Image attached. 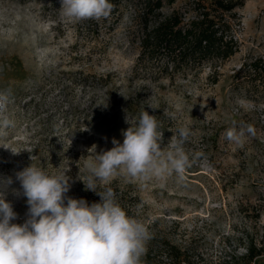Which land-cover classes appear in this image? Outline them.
Segmentation results:
<instances>
[{
  "label": "rangeland",
  "instance_id": "1",
  "mask_svg": "<svg viewBox=\"0 0 264 264\" xmlns=\"http://www.w3.org/2000/svg\"><path fill=\"white\" fill-rule=\"evenodd\" d=\"M137 1L121 0L106 19L70 22L60 15L61 0H0V90H11L4 115L13 122L0 137V194L18 214L13 223L27 218V198L12 189H20L16 173L30 156L49 173L70 169L68 196L99 202L80 180L93 145L100 152L113 139L122 144L123 132L146 110L160 122L164 150L187 126L185 150L204 155L183 179L113 177L119 204L158 239L197 240L190 254L198 264H250L246 244L262 249L253 260L264 264V83L235 76L247 59L264 55V0H244L236 9L239 49L231 58L171 76L162 72L163 58L140 59ZM197 5L175 0L162 11L179 10L186 21ZM249 124L256 134L246 135L242 147L225 138L229 128ZM159 258L170 262L165 251Z\"/></svg>",
  "mask_w": 264,
  "mask_h": 264
},
{
  "label": "clouds",
  "instance_id": "2",
  "mask_svg": "<svg viewBox=\"0 0 264 264\" xmlns=\"http://www.w3.org/2000/svg\"><path fill=\"white\" fill-rule=\"evenodd\" d=\"M113 7L109 0H61L59 12L70 22H80L106 19ZM11 96L10 89L0 90V137L13 124L4 115ZM159 129L156 116L141 110L136 125L123 132L122 144L113 139L114 146L100 152L93 145V155L85 163L86 175L80 179L86 191L100 197L91 204L67 195L72 180L69 168L59 166L49 173L30 156L32 163L16 173L20 189H12L13 195L27 198V218L22 224L13 223L18 214L0 194V264H142L151 239L149 229L119 204L109 186L111 180L118 175L129 182L164 180L172 174L183 179L186 170L204 155L197 151L190 156L185 150L189 127L177 129L167 150L161 147L163 132ZM255 134L249 124L239 130L233 126L224 135L242 147L246 135ZM11 183L9 178L7 184Z\"/></svg>",
  "mask_w": 264,
  "mask_h": 264
},
{
  "label": "trees",
  "instance_id": "3",
  "mask_svg": "<svg viewBox=\"0 0 264 264\" xmlns=\"http://www.w3.org/2000/svg\"><path fill=\"white\" fill-rule=\"evenodd\" d=\"M174 1H137L136 16L141 22V61H158L163 58L165 66L162 72L171 76L173 72L206 60L225 62L235 54L239 49L234 34L239 20L236 9L244 4V0H198V5L192 9L186 21L179 10L170 13L162 11L165 2ZM109 2L114 6L111 13L116 14L121 7V0ZM235 76L264 83V55L247 59ZM150 235L151 239L146 244L147 252L141 258L142 264H165L159 258L161 251L169 255L168 264H198L190 254L197 240L186 243L168 237L158 239L155 233ZM245 247L248 263L262 250L250 244Z\"/></svg>",
  "mask_w": 264,
  "mask_h": 264
},
{
  "label": "built area",
  "instance_id": "4",
  "mask_svg": "<svg viewBox=\"0 0 264 264\" xmlns=\"http://www.w3.org/2000/svg\"><path fill=\"white\" fill-rule=\"evenodd\" d=\"M250 264H256V261H255V260H252V261L250 262Z\"/></svg>",
  "mask_w": 264,
  "mask_h": 264
}]
</instances>
